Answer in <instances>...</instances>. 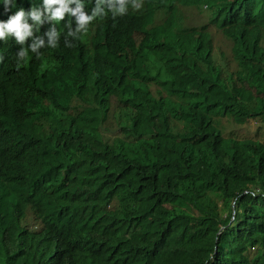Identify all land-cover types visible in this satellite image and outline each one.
Returning a JSON list of instances; mask_svg holds the SVG:
<instances>
[{
  "label": "trees",
  "instance_id": "trees-1",
  "mask_svg": "<svg viewBox=\"0 0 264 264\" xmlns=\"http://www.w3.org/2000/svg\"><path fill=\"white\" fill-rule=\"evenodd\" d=\"M137 5L42 50L30 94L0 86V264H264V142L220 119L264 126V0ZM189 9L208 25L186 26Z\"/></svg>",
  "mask_w": 264,
  "mask_h": 264
},
{
  "label": "clouds",
  "instance_id": "clouds-1",
  "mask_svg": "<svg viewBox=\"0 0 264 264\" xmlns=\"http://www.w3.org/2000/svg\"><path fill=\"white\" fill-rule=\"evenodd\" d=\"M0 5L5 9L0 16V43L9 44L6 53H0V86H13L23 94H30L28 80L40 79L46 72L39 59L44 54L42 50L56 48L61 40L65 48H72L97 18L109 13L113 19L123 17L130 7L138 6L137 0H39L28 7H18L17 0H0ZM164 11H154L157 17L151 23L153 27L162 22ZM182 16L186 26H196L186 22L185 11ZM7 115V108L0 102V127ZM5 217L0 216V235L6 227ZM7 241L10 249L15 248V240Z\"/></svg>",
  "mask_w": 264,
  "mask_h": 264
},
{
  "label": "rangeland",
  "instance_id": "rangeland-1",
  "mask_svg": "<svg viewBox=\"0 0 264 264\" xmlns=\"http://www.w3.org/2000/svg\"><path fill=\"white\" fill-rule=\"evenodd\" d=\"M185 20L189 25H208V15L201 14L196 9L186 10ZM208 27V31L211 33L214 44V57L216 64L221 66L225 75L228 73L232 74L237 68V64L233 60L232 56V42L227 40L223 34L212 25H209ZM114 111H117L116 108L112 109V112ZM220 119L223 125L222 131L225 137H232L235 139H253L264 142V126H261L258 121L250 120L245 125L238 126L234 125L226 118ZM105 127H109L110 129L108 137L111 142L118 136L115 119L111 117L108 125ZM27 222L30 227H36L33 218L30 217ZM254 254L255 251H252L251 255Z\"/></svg>",
  "mask_w": 264,
  "mask_h": 264
},
{
  "label": "bare ground",
  "instance_id": "bare-ground-1",
  "mask_svg": "<svg viewBox=\"0 0 264 264\" xmlns=\"http://www.w3.org/2000/svg\"><path fill=\"white\" fill-rule=\"evenodd\" d=\"M177 22V21H176ZM117 236V235H116Z\"/></svg>",
  "mask_w": 264,
  "mask_h": 264
}]
</instances>
